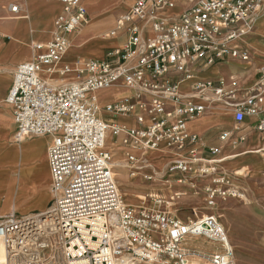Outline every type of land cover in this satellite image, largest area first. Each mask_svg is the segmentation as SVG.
<instances>
[{
    "label": "built area",
    "instance_id": "2783aa9c",
    "mask_svg": "<svg viewBox=\"0 0 264 264\" xmlns=\"http://www.w3.org/2000/svg\"><path fill=\"white\" fill-rule=\"evenodd\" d=\"M49 1L63 4L54 35L33 43L32 59L16 66L7 102L17 141L52 137V199L43 212L13 211L0 217L4 264H236L229 230L218 213L181 218L174 212L180 196L176 193L150 195V206L126 203L105 139L110 130L125 148L133 178L155 181L146 152L168 151L173 158L162 179L178 173L176 180L183 183L185 175H211L204 192L206 205L213 209L228 198H242L243 191L230 175L196 166L201 138L189 132V123L205 113L211 100L180 93L179 82L217 61H249L250 52L240 45V38L256 27L264 0H192L193 5L176 18L164 13L174 0H137L109 33L116 37L127 30L123 46L110 49L106 58L77 62L73 73L66 64L56 76L46 77L43 68L60 61L70 36L87 19L84 0ZM9 10L18 13L19 5L10 3ZM146 19L152 36L143 41L140 22ZM68 74L75 79L65 81ZM260 75L258 90L243 104L224 105L235 108L239 125L247 115L257 116L255 129L264 132V71ZM222 84L198 81L194 88L221 98L226 94ZM110 87L131 89L132 95L99 105L96 92ZM121 115L133 117L137 125L120 124ZM220 138H230L229 132ZM244 139V134L239 136V141ZM210 151L220 153L217 147ZM201 237L211 243L210 252L198 244Z\"/></svg>",
    "mask_w": 264,
    "mask_h": 264
},
{
    "label": "crops",
    "instance_id": "0c3cea01",
    "mask_svg": "<svg viewBox=\"0 0 264 264\" xmlns=\"http://www.w3.org/2000/svg\"><path fill=\"white\" fill-rule=\"evenodd\" d=\"M136 1L84 0L87 10L86 22L70 36V51L55 65L59 67L67 64L73 73L77 62L106 58L110 49L123 46L128 40L127 30H122L116 37L109 36V33L117 20L129 11ZM10 3L19 5L18 13L9 10ZM192 5V0H174L164 9V13L176 18ZM62 11L63 4L59 1L0 0V217L13 211L23 214L40 213L51 203L48 149L52 137L42 135L17 141L16 124L7 96L16 66L32 59L33 43L52 38L55 20ZM140 26L143 41H146L152 36L149 19L140 22ZM240 45L250 52L249 61L227 59L195 69L193 75L179 82V90L184 95L194 93L199 98L209 96L213 99L205 113L189 123V132L196 133L201 138L196 145L199 158L196 166L209 167L214 174L226 173L249 196L264 198V132L255 129L258 117L247 115L244 123L239 125L235 121V108L224 105L226 101H232L236 106L241 105L258 90L260 72L264 71V36L257 34L248 38L244 35L240 38ZM67 76V81L75 79L74 74ZM9 78L11 81L8 84ZM198 81H214L218 84L222 81L226 94L218 98L213 91L196 93L194 85ZM115 88L118 89L109 102L132 95L131 89ZM261 88L264 93V86ZM262 106L264 107V103ZM167 107L172 109L173 104L169 101ZM117 120L120 124L137 125V121L128 115H121ZM224 132H229L230 138L222 140L220 136ZM243 134L245 139L239 141V136ZM111 139L114 141L112 135ZM211 147L219 148L220 153L214 155L210 151ZM247 149H257L258 154L230 161ZM163 153V166L152 167L155 175L159 172L165 175L166 166L173 158L171 152ZM211 177L192 173L185 175L183 183H179L176 177L167 182L151 181L146 184V188L154 191L170 190L171 194L183 192L186 195L184 198L196 206L197 199H205L204 187L210 183ZM207 208L220 215L222 223L230 233L228 225L223 221V214L220 213L223 210L220 203L216 209L209 206ZM260 216L264 217V213ZM3 263L4 259L0 261V264Z\"/></svg>",
    "mask_w": 264,
    "mask_h": 264
},
{
    "label": "rangeland",
    "instance_id": "374dc122",
    "mask_svg": "<svg viewBox=\"0 0 264 264\" xmlns=\"http://www.w3.org/2000/svg\"><path fill=\"white\" fill-rule=\"evenodd\" d=\"M262 19V15L256 17V27L254 29L259 30L260 34L264 36V22L262 21ZM71 46L72 45H70V48ZM70 48L67 52L70 51ZM67 52L65 54H67ZM68 78L69 77L65 78V81H67ZM10 81L11 78H9L8 84L10 83ZM116 89L118 88L99 93L98 96L101 104L108 103L111 97H113ZM111 142H113V140L110 137L107 143ZM116 145H118V147L109 146L107 144L106 149H109L110 152L113 151V153H111L114 156V160H123L125 162V178L118 177L116 175L115 168L114 176L126 203L136 207L143 205L150 206L153 204V199L150 196L151 194H153L154 196L159 194L163 197H169L177 193L172 192L171 194L170 190L163 189H157L155 191L149 190L148 188H146V184H148L150 181H146L142 177L133 178L130 175V169L127 168V163L125 161V148L118 143ZM249 150L251 149H247L243 153ZM146 153L148 157L156 153L163 154L160 151H148ZM155 162L157 163L154 164ZM164 162V159H160L159 161H154V163L147 161V164L149 167L160 168L163 166ZM168 167L169 164H167L166 170ZM163 175L164 173L159 172V174L155 175V180L161 182L169 181L170 178L175 179L179 174L173 173L171 174V176L167 175L162 179ZM232 183L235 187L239 188L238 184L236 183V185L233 180ZM244 193L245 191H243V194ZM245 194V198H228L227 200L221 201L220 207H222L223 210L220 213L223 214V221L228 225L230 229V237L234 247V260L236 264H264V217L260 216L264 213V198H253L249 196L248 193ZM184 197H186V195L179 196V199L181 198L182 201L181 199L176 200V206L174 207V212L179 217L184 214V216H182L181 218L185 217L186 219H196L204 214L213 213L211 210H209V208H207L205 199H197L195 206L193 205V202L190 201L189 203V201ZM193 208H195V210H193ZM198 244L201 245V247L206 252H210L212 250L211 243L205 237L199 238ZM2 259H4V251L2 246L0 245V261ZM196 261L202 262L203 260L198 259Z\"/></svg>",
    "mask_w": 264,
    "mask_h": 264
},
{
    "label": "bare ground",
    "instance_id": "6f19581e",
    "mask_svg": "<svg viewBox=\"0 0 264 264\" xmlns=\"http://www.w3.org/2000/svg\"><path fill=\"white\" fill-rule=\"evenodd\" d=\"M260 15H262L263 16V19H262V21L264 22V5L261 7V9L256 13V17L258 16H260ZM256 20V19H255ZM257 34H260V32H259V30H253L250 34H247V35H245V36H247L248 38H251V37H254L255 35H257ZM260 35H262V34H260ZM71 45V44H70ZM70 45L68 46V48H67V50H66V52L68 51V49L70 48ZM65 52V53H66ZM65 53L63 54V56L61 57V59L60 60H62L63 59V57H64V55H65ZM59 62V61H58ZM57 64V63H56ZM64 68V65L62 64V65H59V67H57L55 64H54V66L52 65V67L49 69L48 67H44L43 68V71H42V73L44 74V76H46V77H50V76H56V72L59 70V69H63ZM70 68V67H69ZM71 70V69H70ZM67 77H69V76H65V78H67ZM3 83V82H2ZM115 87H110V88H107V89H102V90H99V91H97L96 92V96H97V102H98V104L100 105L101 104V102H100V99H99V96H98V94L99 93H102V92H105V91H107V90H112V89H114ZM207 97V96H206ZM207 99L208 100H213L212 98H210L209 96L207 97ZM215 100H216V98H214ZM111 132H110V130H108L107 131V134H106V139H105V147H106V145L108 144L109 146H117L118 147V145H116L117 143L118 144H120L119 142H116V141H113V142H111V143H107V141H108V139L111 137ZM107 143V144H106ZM116 148V147H115ZM109 150V149H108ZM112 150V149H111ZM110 151V150H109ZM112 153H113V151H111ZM160 152H164V151H160ZM164 154V153H163ZM163 154H159V153H156V154H153L152 156H147V160H146V163H147V161H150V162H152V163H154V161H159L160 159H164V158H162V156H164ZM253 154H255V155H257L258 153H257V149H251V150H249V151H247V152H245V153H241V154H239V156L237 157V158H234V160H231L230 159V161H235V159H238V158H241V157H247V156H249V155H253ZM236 156V155H235ZM127 163V162H126ZM157 162H155L154 164H156ZM125 167H126V165H125V162L123 161V160H114V168H115V171H116V175L118 176V177H122V178H125ZM155 176V175H154ZM165 182H167V181H165ZM176 194H178V195H185V193H183V192H177ZM151 195H153V194H151ZM243 195V197L245 198L246 197V194L244 193V194H242ZM0 245L2 246V248H3V251H4V260L6 259V252H5V247H4V244L2 243V241L0 240Z\"/></svg>",
    "mask_w": 264,
    "mask_h": 264
}]
</instances>
